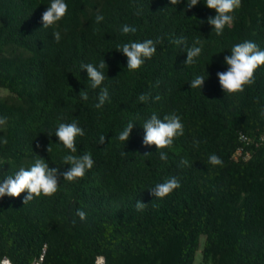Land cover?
I'll return each instance as SVG.
<instances>
[{
    "label": "trees",
    "instance_id": "16d2710c",
    "mask_svg": "<svg viewBox=\"0 0 264 264\" xmlns=\"http://www.w3.org/2000/svg\"><path fill=\"white\" fill-rule=\"evenodd\" d=\"M50 2L0 0V88L12 95L0 100V117L7 118L0 125V141L7 140L0 142V182L36 156L66 171L63 157L71 153L54 133L73 120L85 133L75 155L90 153L94 166L76 182L61 176L52 197L27 204L26 192L0 197V259L30 264L46 244L43 264H95L98 256L105 264H196L198 253L202 264H264V66L255 83L235 95L224 92L217 76L227 70L224 57L235 44L248 40L264 50V0H242L221 36L207 23L216 13L204 0L188 10L187 0L176 6L170 0H65L67 15L43 28ZM98 13L104 17L99 24ZM125 24L136 33L124 35ZM179 37L187 46L204 41L194 66L185 65V46L171 43ZM157 38L156 54L129 71L117 46ZM102 59L101 88H108L110 102L97 109L100 89L90 88L80 65ZM196 75L205 77L201 91L190 87ZM149 93L148 102L139 101ZM172 112L182 118L184 135L163 149L168 159L162 161L154 145H143L142 126L153 113L163 119ZM134 118L129 140L119 141ZM212 154L222 166L208 162ZM182 159L191 166L179 167ZM172 176L181 187L156 199L149 190ZM137 200L147 205L143 211L136 210Z\"/></svg>",
    "mask_w": 264,
    "mask_h": 264
},
{
    "label": "clouds",
    "instance_id": "9594fccd",
    "mask_svg": "<svg viewBox=\"0 0 264 264\" xmlns=\"http://www.w3.org/2000/svg\"><path fill=\"white\" fill-rule=\"evenodd\" d=\"M180 3H182V0H170L172 6ZM199 3L200 0H187L186 10L197 6ZM204 3L208 9L215 10L216 15L208 17L207 23L213 27L217 36H221L226 26H232L235 19L234 13L241 7L242 0H204ZM67 12L68 5L65 0H51L50 5L42 14L43 28L56 25L63 20ZM103 20V15L98 13L95 17L96 23L99 24ZM121 31L124 35L135 34L137 28L125 24ZM53 38L56 42H59L61 40L60 32L54 31ZM160 42V38H157L156 41L152 39L142 42L132 41L118 45L117 51L122 52L127 57V69L135 72L145 64L146 60H150L156 54V44ZM171 43L177 46H185L187 53L186 66H194L197 63V58L202 55L204 48V41L200 39H195L191 46H187V41L184 37L172 38ZM224 60L228 68L226 71L217 73L219 84L225 93L235 95L243 93L246 86H251L255 83L256 70L264 66V50L255 42L245 40L242 43L235 44L231 48V55L225 56ZM106 67L104 59L100 60L98 65L93 63H81L80 65V68L87 72L90 88L100 89L97 103L94 105L97 109H101L106 102H110L108 88H101L106 79L104 73ZM189 83L191 89H199L201 91L205 83V77L203 75H196ZM158 84L159 82L157 81V86ZM79 95L83 101H88L89 95L87 91L82 90ZM151 98L150 93L140 94L138 97L139 101L144 103L148 102ZM160 99L159 95L154 97L156 101ZM261 115L264 116V112H261ZM136 118L129 120L123 130L119 132V141L125 143L129 140L130 134L136 124ZM6 122V117H0V125H4ZM142 127L144 130L143 145H154L158 149L159 158L162 161H167L168 159V154L163 149L171 148L174 141L184 135L182 118L175 112L165 115L163 119L153 113L150 118L144 121ZM84 134V130L78 126L75 120L71 123H60L54 135L58 138L59 143L71 153L63 157V163L70 165V167L66 171L61 172L59 167H50L45 159L36 156L34 163L30 167H20L14 175H9L0 182V197H4L5 195L20 197L22 193L26 192L27 195L24 197L23 203L27 204L34 198L42 195L45 197L54 196L59 190L61 176L64 181L70 183L82 179L94 166V160L90 153L75 155L77 153V138L84 136ZM105 140V136L101 135L99 137L100 144H104ZM0 142L6 144L7 140L4 139ZM195 143L198 146L199 142L196 141ZM47 151L51 152L50 145ZM149 155L151 153H145L143 156ZM208 162L213 166L223 165V160L216 154L210 155ZM178 166L189 167L191 165L187 159H182ZM180 187V180L172 176L163 183H157L149 191L156 199H163ZM146 206L145 203L139 200L136 201L135 208L137 211H143ZM76 215L82 221L86 219V213L83 210L78 209Z\"/></svg>",
    "mask_w": 264,
    "mask_h": 264
},
{
    "label": "built area",
    "instance_id": "2783aa9c",
    "mask_svg": "<svg viewBox=\"0 0 264 264\" xmlns=\"http://www.w3.org/2000/svg\"><path fill=\"white\" fill-rule=\"evenodd\" d=\"M47 251V246L44 244L38 254V256L30 264H43L45 260V255ZM0 264H14L9 257L4 256L0 259ZM95 264H105V259L103 256H98Z\"/></svg>",
    "mask_w": 264,
    "mask_h": 264
},
{
    "label": "rangeland",
    "instance_id": "374dc122",
    "mask_svg": "<svg viewBox=\"0 0 264 264\" xmlns=\"http://www.w3.org/2000/svg\"><path fill=\"white\" fill-rule=\"evenodd\" d=\"M12 95L4 88H0V100H11ZM196 264H202L200 253L197 254Z\"/></svg>",
    "mask_w": 264,
    "mask_h": 264
}]
</instances>
